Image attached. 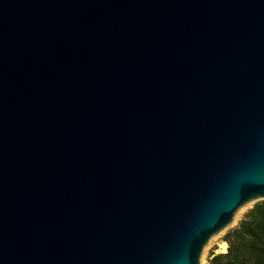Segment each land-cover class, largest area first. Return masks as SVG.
Returning <instances> with one entry per match:
<instances>
[{
  "label": "water",
  "instance_id": "obj_1",
  "mask_svg": "<svg viewBox=\"0 0 264 264\" xmlns=\"http://www.w3.org/2000/svg\"><path fill=\"white\" fill-rule=\"evenodd\" d=\"M264 199V0H0V264H198Z\"/></svg>",
  "mask_w": 264,
  "mask_h": 264
},
{
  "label": "trees",
  "instance_id": "obj_2",
  "mask_svg": "<svg viewBox=\"0 0 264 264\" xmlns=\"http://www.w3.org/2000/svg\"><path fill=\"white\" fill-rule=\"evenodd\" d=\"M222 241L225 251L210 253L207 264H264V199L255 201Z\"/></svg>",
  "mask_w": 264,
  "mask_h": 264
},
{
  "label": "rangeland",
  "instance_id": "obj_3",
  "mask_svg": "<svg viewBox=\"0 0 264 264\" xmlns=\"http://www.w3.org/2000/svg\"><path fill=\"white\" fill-rule=\"evenodd\" d=\"M254 202L255 200H252L240 206L233 214L231 221L221 229L218 234L211 235L208 238L207 242L204 244V248H202L199 253L198 264H207L208 255L210 253H220L225 251L226 244L224 246L222 236L228 229L237 224L238 220Z\"/></svg>",
  "mask_w": 264,
  "mask_h": 264
},
{
  "label": "bare ground",
  "instance_id": "obj_4",
  "mask_svg": "<svg viewBox=\"0 0 264 264\" xmlns=\"http://www.w3.org/2000/svg\"><path fill=\"white\" fill-rule=\"evenodd\" d=\"M224 244V246H225V243H223Z\"/></svg>",
  "mask_w": 264,
  "mask_h": 264
}]
</instances>
